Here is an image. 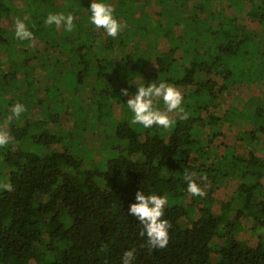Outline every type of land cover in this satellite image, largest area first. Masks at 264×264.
<instances>
[{
	"label": "trees",
	"instance_id": "16d2710c",
	"mask_svg": "<svg viewBox=\"0 0 264 264\" xmlns=\"http://www.w3.org/2000/svg\"><path fill=\"white\" fill-rule=\"evenodd\" d=\"M99 2L124 26L116 38L90 22L92 0H0V125L13 149L0 170L14 189H0V264H122L133 248V264H264V0ZM49 13L72 14L73 31L47 25ZM17 19L34 42L16 38ZM159 80L181 91L189 118L170 113L166 130L129 116L118 155L98 164L50 149L39 130L49 97L96 88L99 110L110 91ZM16 103L26 111L8 121ZM154 107L165 110L161 98ZM193 173L203 197L186 190ZM140 190L168 200L164 249L150 250L129 215ZM242 219L261 230L254 244L232 236Z\"/></svg>",
	"mask_w": 264,
	"mask_h": 264
},
{
	"label": "clouds",
	"instance_id": "9594fccd",
	"mask_svg": "<svg viewBox=\"0 0 264 264\" xmlns=\"http://www.w3.org/2000/svg\"><path fill=\"white\" fill-rule=\"evenodd\" d=\"M90 22L96 28H102L108 36L116 38L123 30V25L115 18V9L99 0H92L90 6ZM75 17L72 14L64 15L63 13H49L45 23L49 26L55 25L58 29L63 26L68 32L74 29ZM15 36L20 40H32L34 42V34L27 28L26 24L20 19L15 21ZM135 95H131L127 88L121 89V94L130 98L127 100V107L133 113L132 124L142 125L144 128H152L159 126L163 129H171L175 126L176 121L170 117V113L178 112L181 120H187L189 113L186 112L183 104V95L175 86L160 81L153 82L148 86L140 85ZM161 98L165 105V110L154 107V100ZM26 111L25 105L16 103L12 106V115L7 118L8 121L13 117L19 119L21 114ZM0 125V148L6 147L12 140L6 127ZM195 174L185 175L187 182V192L192 196L203 197L206 195L204 190L198 185ZM207 179L206 177L204 178ZM0 188L7 192H12L13 185L11 183L0 184ZM135 203L129 207V215L135 217L142 226L140 232L141 237H147L146 246L149 249H164L170 241L169 229L171 224L164 219L165 207L168 204L166 197L156 194L145 195L143 190L137 191ZM106 250L105 245H101L100 251ZM136 249H129L123 253L122 264H133L135 260ZM106 264V262H105Z\"/></svg>",
	"mask_w": 264,
	"mask_h": 264
},
{
	"label": "rangeland",
	"instance_id": "374dc122",
	"mask_svg": "<svg viewBox=\"0 0 264 264\" xmlns=\"http://www.w3.org/2000/svg\"><path fill=\"white\" fill-rule=\"evenodd\" d=\"M112 72L113 71H111V73ZM91 86L92 85H90L89 88H91ZM108 86L109 85L106 87ZM78 93L79 95H77L74 100L70 99L68 96L69 92L65 91V94L61 96L59 101L49 97L51 106L45 102L47 111L38 120L43 124L42 126L39 125V130L45 131L46 127L53 137L49 148L70 150L80 158L90 159L93 164H98L103 157L108 158L118 155V152L110 149V147L113 145L116 146L113 135L115 134L119 122L129 116H131L130 120L133 118V113L126 104L130 96H123L119 93V90L110 91L108 100L111 101L107 105H102L98 110L101 100L98 89L95 88L93 97H89V95H87L89 92L85 89H78ZM94 94H96V96H94ZM81 104H83V106L78 108ZM111 104H118L113 111L110 107ZM56 105H59L58 110ZM71 130H76L79 135L76 133L71 134ZM90 134L93 135L90 137ZM104 138L105 140L103 141ZM109 138L110 140L107 143ZM11 143L12 142L4 148H0V153L12 151ZM106 146L109 148L107 147V149ZM3 169L4 166H2L0 170V184L7 183ZM101 185L106 187L109 186V184L105 182ZM253 226L250 219H242L241 224L232 230V236L244 243L254 244L259 238L261 230L259 227ZM222 237L225 236H219L218 238L222 240ZM217 239L214 240L215 245Z\"/></svg>",
	"mask_w": 264,
	"mask_h": 264
}]
</instances>
